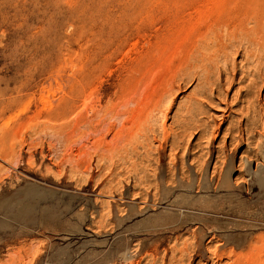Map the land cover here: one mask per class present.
Returning a JSON list of instances; mask_svg holds the SVG:
<instances>
[{
	"label": "rangeland",
	"instance_id": "obj_1",
	"mask_svg": "<svg viewBox=\"0 0 264 264\" xmlns=\"http://www.w3.org/2000/svg\"><path fill=\"white\" fill-rule=\"evenodd\" d=\"M242 8L0 0V264H264L262 84L203 92Z\"/></svg>",
	"mask_w": 264,
	"mask_h": 264
},
{
	"label": "bare ground",
	"instance_id": "obj_2",
	"mask_svg": "<svg viewBox=\"0 0 264 264\" xmlns=\"http://www.w3.org/2000/svg\"><path fill=\"white\" fill-rule=\"evenodd\" d=\"M241 18L234 20L226 18L223 20V30L227 32L223 33L224 42L219 43L218 37L222 35L219 22L214 19L212 31L215 34L213 40V54L211 56V65L208 68V76H206L205 87L203 92L209 93L216 90L223 85L224 80L230 78L231 83H235L238 75L241 72H245L248 75H253L262 84L261 90H264V0H243V8L240 14ZM254 21L255 26L248 28L246 26L247 21ZM244 49V50H242ZM244 51V57L248 62L256 61V65L247 70L243 66L239 67L237 58H233L232 55L237 52L241 54ZM222 63V65H220ZM250 68V67H249ZM230 76V77H228ZM245 74L241 79H245ZM260 94L257 99L261 100ZM233 167V164L231 165ZM222 227H220V230ZM205 236V235H204ZM230 237H234L231 235ZM260 235L257 237L259 238ZM236 245L232 253V261L229 264H255L257 258L261 254L257 243L251 240L249 244ZM216 253L214 258L223 257L225 251L220 250ZM260 252V253H259ZM182 254V257H185ZM181 264H184L181 262ZM193 264V259L189 262Z\"/></svg>",
	"mask_w": 264,
	"mask_h": 264
}]
</instances>
